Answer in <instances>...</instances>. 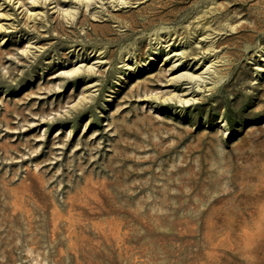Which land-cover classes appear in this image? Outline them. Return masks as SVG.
<instances>
[{
	"label": "rangeland",
	"instance_id": "374dc122",
	"mask_svg": "<svg viewBox=\"0 0 264 264\" xmlns=\"http://www.w3.org/2000/svg\"><path fill=\"white\" fill-rule=\"evenodd\" d=\"M87 1L0 0V264H264V0Z\"/></svg>",
	"mask_w": 264,
	"mask_h": 264
},
{
	"label": "bare ground",
	"instance_id": "6f19581e",
	"mask_svg": "<svg viewBox=\"0 0 264 264\" xmlns=\"http://www.w3.org/2000/svg\"><path fill=\"white\" fill-rule=\"evenodd\" d=\"M87 1V0H86ZM85 2V1H84ZM88 2V1H87ZM116 2V1H115ZM121 2V1H120ZM124 2V1H123ZM122 2V3H123ZM127 2V1H126ZM86 4H88V3H86ZM85 4V5H86ZM94 4V3H93ZM124 6V5H123ZM79 67H82V65L80 64L79 66H78V68ZM191 76H190V78L192 79V78H194V77H197L198 76V78H200L201 77V75H197V76H195V75H192V74H190ZM203 76V75H202ZM204 77V76H203ZM203 81H204V79H203ZM189 99H185V101H188Z\"/></svg>",
	"mask_w": 264,
	"mask_h": 264
}]
</instances>
